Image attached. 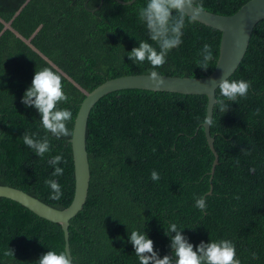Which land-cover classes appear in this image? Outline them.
<instances>
[{"label":"trees","instance_id":"obj_1","mask_svg":"<svg viewBox=\"0 0 264 264\" xmlns=\"http://www.w3.org/2000/svg\"><path fill=\"white\" fill-rule=\"evenodd\" d=\"M247 0H195L210 12L230 15ZM0 0V184L20 188L58 209L74 194L70 136H49L51 152L38 159L23 145L27 130L44 135L39 115L21 97L34 72L48 67L62 77L72 131L85 91L109 78L148 73L125 55L147 39L136 10L145 0ZM10 23V28L4 23ZM29 39L31 46L24 40ZM182 44L169 52L160 74L201 77L214 68L220 32L186 19ZM203 43L214 60L196 66ZM43 54L45 58L41 55ZM229 79L250 81L247 96L228 102L224 113L214 104L210 134L213 160L201 121L205 95L121 89L102 96L86 125L90 180L82 209L70 218L69 250L75 264H139L127 231L143 228L160 255L168 253L162 226L175 221L193 245L231 239L241 264H264V18L256 23L247 50ZM215 96H219L218 89ZM62 154L64 174L51 177L48 156ZM238 161V163H237ZM160 179L153 182L150 172ZM54 178L63 195L49 199L44 183ZM211 183V193L207 194ZM207 194L201 213L194 198ZM12 250V255L5 252ZM48 249L64 250L59 223L37 216L0 197V264H33ZM255 257V258H253Z\"/></svg>","mask_w":264,"mask_h":264},{"label":"clouds","instance_id":"obj_2","mask_svg":"<svg viewBox=\"0 0 264 264\" xmlns=\"http://www.w3.org/2000/svg\"><path fill=\"white\" fill-rule=\"evenodd\" d=\"M128 2L129 0H125V4ZM187 10H190L191 14ZM201 10V7L195 4V0H145V3L137 8L136 15L147 39L138 41V46L127 51L125 55L135 65H148L146 77L154 87L158 88L164 83L163 76L157 69L166 63L169 52L182 44L186 19L194 21ZM213 60L212 46L203 43L195 61L196 66L206 70ZM249 88L250 81L222 78L216 87L219 96L214 95V103L219 105V110L224 113L229 108L228 102H236L238 98L247 96ZM67 99L61 75L48 67L34 72L29 86L21 97V103L26 108L32 107L38 113L44 135L25 130L20 138L23 145L40 160H44L51 152L49 136L60 139L72 134L67 123L73 114L69 108L60 107L61 102ZM211 124L212 119L209 115L201 121L203 127L205 125L209 127ZM63 162L62 154L48 156L46 163L53 169L51 177L64 174V168L59 166ZM150 179L153 182L159 181L160 173L152 170ZM44 183L50 189L49 199L59 201L63 191L58 180L49 178ZM193 206L201 213L206 212L207 194L196 196ZM162 228L163 235L168 238L169 249L163 256L160 255L159 249L154 250V242L144 231V226L142 229L133 228L127 231V243L132 246L139 264H241L237 259L236 246L231 239L201 240L193 245L183 233L186 226L168 221ZM5 255L13 256L12 250L9 249ZM33 264H75V260L67 249L61 251L48 249L39 255Z\"/></svg>","mask_w":264,"mask_h":264},{"label":"water","instance_id":"obj_3","mask_svg":"<svg viewBox=\"0 0 264 264\" xmlns=\"http://www.w3.org/2000/svg\"><path fill=\"white\" fill-rule=\"evenodd\" d=\"M115 1L125 4V0ZM134 1L129 0L127 4H131ZM101 3L102 0H100L99 5L95 9L99 8ZM187 11L191 14L190 10ZM263 18L264 0H247L230 15L217 14L205 9L201 10L195 20L220 32L218 57L213 70L208 75L188 77L161 74L164 83L157 88L148 81L147 73L128 74L106 79L90 91L84 90L85 96L79 105L71 131L72 134L68 139L73 157L75 185L73 198L67 207L63 209L55 208L20 188L4 184H0V197L19 203L39 217L59 223L63 231L64 249L70 252L69 220L82 209L89 188L90 167L85 134L87 119L94 104L102 96L121 89H143L205 95L207 98L205 117L209 115L212 118L215 89L219 80L229 77L236 70L247 50L254 26ZM4 26L10 28V23H4ZM24 42L31 46L29 39L24 40ZM40 55L45 58L43 54L40 53ZM203 129L207 145L213 154L210 171L208 172L211 182L215 166L218 163V154L213 145L214 139L210 134V126L205 125ZM211 189L210 183L207 194L211 193Z\"/></svg>","mask_w":264,"mask_h":264}]
</instances>
